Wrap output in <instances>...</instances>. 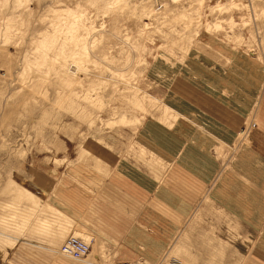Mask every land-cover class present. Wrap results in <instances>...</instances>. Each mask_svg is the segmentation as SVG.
I'll return each mask as SVG.
<instances>
[{
    "label": "rangeland",
    "instance_id": "obj_1",
    "mask_svg": "<svg viewBox=\"0 0 264 264\" xmlns=\"http://www.w3.org/2000/svg\"><path fill=\"white\" fill-rule=\"evenodd\" d=\"M182 13L194 23L186 27L176 19ZM73 49L88 56L80 70L70 61ZM263 108L264 0H0V264H54L31 254L42 248L53 260L65 259L58 248L69 236L93 241L75 223L87 219V206L114 217L115 224L127 220L115 232L139 222L154 237L166 232L168 248L163 256L165 243L149 250L148 238L131 255L123 248H134L123 237L89 220L103 242L91 241L90 254L73 262L253 259L256 227L221 203L220 195L209 194L216 183L230 192L233 180H240L231 174L233 155L243 152L255 112L258 122L264 120ZM186 123L198 126L200 140L210 146L192 153L188 136L175 132ZM261 139L252 129L248 141L260 145ZM252 151L260 153L258 147ZM183 164L190 173L178 172ZM120 168H135L133 180L143 188L128 187L143 194H137L133 213L123 211L130 197L115 201L100 190L124 175ZM83 181H91L96 205L84 196ZM163 182L184 193L192 187L195 193L198 183L195 204L159 210ZM59 191L83 207L65 204ZM150 195L158 200L150 204ZM147 206L151 213L142 211ZM172 219L183 225L169 228ZM139 234L135 229L133 238Z\"/></svg>",
    "mask_w": 264,
    "mask_h": 264
},
{
    "label": "crops",
    "instance_id": "obj_2",
    "mask_svg": "<svg viewBox=\"0 0 264 264\" xmlns=\"http://www.w3.org/2000/svg\"><path fill=\"white\" fill-rule=\"evenodd\" d=\"M263 94V93H262ZM261 94V96H262ZM196 105V104H195ZM259 109H257L258 111ZM256 116L253 119L252 122V126L249 129L250 130V135L247 137L248 139L251 138V131L252 129H256L257 131H259L261 133L262 136V143L259 145H257V142L255 143V141L246 139V141L244 142V145L242 143V149L243 152H238V150L236 151V154L233 155V169L231 170V174H235V176H238L240 178V180L237 182L235 180H233V184L230 187V192L228 191L227 187H219V188H215V184L214 187L211 189L209 196L211 195V193L214 191L215 193H217L218 195H220L221 197H219V201L227 206L230 207V209H232L234 212H236L240 217L243 218L244 221H246L249 225L256 227L258 233H257V238L255 241V251H256V256H254V258L252 259L251 257H249L247 259V261L243 264H264V153L261 149H264V134L260 131V130H264V120H262V118L260 117V121L258 122L257 120V112ZM261 114H264V108L263 110L260 112ZM178 124L176 125V130L175 132H179L180 134L182 133L183 135L188 136V140L186 141L187 143V147L188 149H191V152L193 153V151L195 149H200V147L202 146H210L209 144H204L200 138L201 136H203L202 132L199 130V127L196 126L195 124H190V123H186V125H181V127L179 126L177 128ZM196 128V132L195 133H190L189 129L190 128ZM188 144H191L190 146H188ZM184 145V144H183ZM212 147V145H211ZM253 147H258L260 150L259 155H255L252 151ZM241 149V150H242ZM190 152V151H189ZM198 157V156H196ZM185 164H183L182 166H179V171L182 175V173L184 170H187L190 173V169H189V165L187 166L188 169H185L184 167ZM245 166V167H243ZM120 170L122 172H124V175L121 178H118L117 180H115L116 178H112L110 181V184H106L104 182V184L101 186L102 189H100L102 192L106 191V195H110L111 197H114L113 195H115V201L116 199H120L122 200L124 197L129 198V200H131L129 207H126L123 209V211L125 212H134V209L136 207L135 205V199L137 197V194H141L143 195L141 192H135V193H129L128 191V187H133L135 189H143L142 185H138L136 183V180L133 179H137L136 178V173L134 172L136 169L134 168L132 170V168H125L123 170V168H120ZM181 170V171H180ZM121 172V173H122ZM178 172L176 174V177H181L178 175ZM193 172V169H192ZM176 173V172H174ZM112 174V173H111ZM108 174L106 177H109ZM160 181L162 180V176L160 174ZM173 177V173L171 175V178ZM156 179H159L156 176ZM91 181H93V177H91L90 179ZM90 181V182H91ZM163 181V180H162ZM88 181L86 182H82L80 183V185L82 187H84V191H85V197H88V200H91L94 202V204L96 205L98 203V199L97 196L91 194L94 193L92 191L91 186H89L88 183H90ZM120 183L124 184V186H118ZM160 183V182H159ZM156 186L152 188L154 189H159L160 185H158L157 183H154ZM165 187H162L160 189V192L162 189H164L163 195H164V202L162 201V207H159V210H162L163 212V208H167L165 211H170V212H178L175 210V206L176 207H182L185 206V203L189 205V203L194 202L193 199L195 197V194L199 196V186L197 183L196 189H195V193L194 192V187H192V192H188L186 191V193H184L182 190L183 188H172L169 187L168 184L164 183ZM118 186V187H117ZM182 189V190H181ZM117 190V191H116ZM145 190V188H144ZM198 190V191H197ZM99 191V190H98ZM128 191V193H126ZM146 191V190H145ZM232 191V193H231ZM60 192V191H59ZM60 193H63L62 191ZM87 194V195H86ZM113 194V195H111ZM233 194L236 195V197H233ZM238 194V195H237ZM64 201L65 204H67L66 202H69L70 200H72L73 202H75V199H73L71 196L72 195L70 193H66L64 194ZM93 195V196H92ZM213 195V194H212ZM152 195H150V204L152 203L153 200H158L157 198H153L151 197ZM186 196V197H184ZM193 196V197H192ZM188 200H185L186 198H189ZM67 198V199H66ZM185 198V199H184ZM114 199V198H113ZM125 199V198H124ZM196 202V201H195ZM195 202L193 204H195ZM192 204V203H191ZM74 206H78L79 208H82L83 206L79 203V202H75L73 203ZM67 208V205H66ZM169 208V209H168ZM186 208V207H183ZM68 210V209H67ZM182 210V209H181ZM142 211H147L150 212V207L147 206V208L145 207L144 210ZM190 211V210H189ZM151 213V212H150ZM86 216L87 219H83L84 222H81V220L76 219L77 222L75 223H82L86 229L90 232V234L92 236H94L93 241L96 239L95 241V245H99V243H101L102 239H104L103 236H99L97 231L95 229H93V225L92 224H87L89 223L88 221L93 220V221H101L102 224H104L106 227H108L111 231H113V236L115 238L117 237H123L124 238V242L123 243H128L132 245V248H134V251L131 249H127V248H123L124 251L126 253H129L131 255L133 254H138L135 251V246L136 245H140V243L142 242H146V240L148 238H152V241L149 243V241L147 242L148 244V248L149 250L152 248L150 244H154L157 243L158 245H162V244H166V246L162 245L161 251L159 252V254H161L162 256L164 255L166 251L167 247V235L166 232L164 233L163 236L157 237V236H153L151 234V231L148 230H144V229H139V227H146V225L144 223H140L139 222V227L133 223V225H128L126 230H128L130 227L131 230L128 231H120L119 232H115L118 230V225H123L125 223V221L127 220H123L121 222V224L118 222L115 224V222H117L114 217H110L108 214H102V212L100 210H97L96 208H93L91 206H87L86 208ZM170 217V216H169ZM168 217V218H169ZM130 219H135L133 216L130 217ZM171 220V217H170ZM176 219H172L173 222H170L171 225H169V228H171V226H175V228H180L183 225V220H176ZM85 221L87 223H85ZM99 226V225H98ZM164 229L166 230L167 226L166 224L163 225ZM135 229H138L139 231V235L140 236H135L133 238V232ZM162 233V232H161ZM92 241V242H93ZM126 241V242H125ZM48 242V241H46ZM103 242V241H102ZM132 242V243H131ZM32 243H38L41 247L46 248L47 245H43L45 244L44 242H37V241H32ZM49 244V243H47ZM127 245V244H126ZM153 247H155L153 245ZM41 250V251H40ZM40 250H36L37 252H34V254H31L32 256L37 255L36 257H31L33 260H36L38 262L40 261H53L54 264H87L85 262L83 263H77V262H73L68 258H61L58 257L56 254V257L54 258V260L52 259L54 256V254H50L49 252L43 251L44 249L40 248ZM157 254V253H156ZM135 256V255H134ZM145 257H147L145 255ZM147 260L152 261L149 259V257H147ZM161 262H163L161 260ZM182 263H184L182 261ZM123 264V263H122Z\"/></svg>",
    "mask_w": 264,
    "mask_h": 264
},
{
    "label": "bare ground",
    "instance_id": "obj_3",
    "mask_svg": "<svg viewBox=\"0 0 264 264\" xmlns=\"http://www.w3.org/2000/svg\"><path fill=\"white\" fill-rule=\"evenodd\" d=\"M176 19L183 21L186 24V27H188L194 23L192 21V19L184 13H182ZM75 47H77V45H73V48H75ZM73 50L75 53H73V55L71 56L70 61L77 68V70H80L82 64L87 61L88 56L86 54H83L82 50H79V49H77V50L73 49ZM119 76H122V75H119ZM71 237H75L76 239L81 241L83 244L88 245V250L85 252V254H82L80 252V250H77V249L75 251L78 253V256H74V254L70 253V252H63L62 251V247L65 244L66 240L71 238ZM67 239L64 240L58 248V254L61 255L62 257H65V258H68V259L74 260V261H81V260H84L90 254V249H91L90 242L92 241L91 239H89V241H86L85 239L80 238V237H76V236H69ZM51 245H53V244H51Z\"/></svg>",
    "mask_w": 264,
    "mask_h": 264
},
{
    "label": "built area",
    "instance_id": "obj_4",
    "mask_svg": "<svg viewBox=\"0 0 264 264\" xmlns=\"http://www.w3.org/2000/svg\"><path fill=\"white\" fill-rule=\"evenodd\" d=\"M80 250L82 254L88 250V245L83 244L81 241L76 239L75 237H71L66 240L65 244L62 247L63 252L73 253L74 256H78V253L75 250Z\"/></svg>",
    "mask_w": 264,
    "mask_h": 264
}]
</instances>
